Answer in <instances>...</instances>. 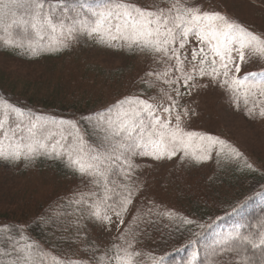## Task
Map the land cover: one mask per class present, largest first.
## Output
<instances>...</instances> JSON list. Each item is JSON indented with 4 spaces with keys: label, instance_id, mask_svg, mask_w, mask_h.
Returning <instances> with one entry per match:
<instances>
[{
    "label": "rangeland",
    "instance_id": "1",
    "mask_svg": "<svg viewBox=\"0 0 264 264\" xmlns=\"http://www.w3.org/2000/svg\"><path fill=\"white\" fill-rule=\"evenodd\" d=\"M72 1L76 2V8L83 18L86 9L80 8L79 0ZM130 2L147 10H152L154 5L161 8L169 7L168 0ZM184 2L199 7L201 11H219L250 31L264 35V0H184ZM76 15V11L67 10L64 14L65 22H71L67 16ZM0 38V45H8L4 41L11 39L10 35H3ZM49 39L56 47L55 54L58 57L31 61L19 59L13 51L11 56L0 52V90L8 94L12 100L31 103L32 96L34 107L39 111L43 107L57 108L66 101L73 104L71 111H78V108H85L86 105L87 108L105 106L113 100L130 96L139 90L138 83H132L134 81L117 80L122 76L116 72L122 70L126 71L127 77L133 74L140 81L152 80L150 94L143 99L156 97L155 101L149 102L160 103L163 100L164 106L169 105L170 102L163 99L160 89L171 90L163 80L156 79V74L162 73L166 67L172 71L175 60L166 64L149 52L121 46L122 41H112V46H109L107 43L99 42V37H89L84 33H76L74 38L66 40V46L56 43V35ZM193 47H197V42L190 38L182 50L188 55L189 60ZM262 70L264 60L254 58L242 65L239 75ZM149 73L152 75L149 76ZM197 83L208 84L209 81L207 77H197ZM181 91L186 94L180 99V105L172 114L173 123L175 113H183L187 108L189 115L183 117L182 123L185 131L224 138L231 148L239 155L242 154L264 175V118L248 114L252 100L246 105L241 97L237 103L230 98L224 87L215 83L209 87L193 88L190 94H187L186 88L181 87ZM196 143L199 144L198 141ZM212 148L213 146L206 153L195 149L197 156L207 157L200 160L192 155L185 157L182 151L171 158L166 155L160 159H155L151 155L134 156L133 168L136 169L134 174L128 172L127 177L135 178V184L127 209L120 216L116 213L107 214L110 221L96 218L81 224L76 230L75 237L86 238L91 242L97 252V264H116L113 259L116 246L135 252L137 255L134 257V264H152L168 249V245L157 242L153 233L145 226L146 217L156 214L151 212L152 209L158 208L165 218L171 214L185 213L184 208L190 206L191 202L187 196L196 190L202 191L199 194L202 204L207 203L208 208H216L220 203L223 209L234 205L244 193L239 192L243 177L227 169L219 170L222 166L211 158ZM192 163L197 167H192ZM216 172L221 179H230L222 181L217 189L219 196L215 200L205 199L204 191L207 192L209 189V177ZM122 174L125 177L123 172ZM115 183H119V180L117 179ZM27 188L31 189V200L28 201L22 197ZM82 193L80 184L69 179L60 180L52 170L17 172L15 169L0 165V210L5 207L13 208L16 205L15 201L22 199L31 202L32 219L34 205H50L59 196L81 198ZM9 201L13 202L14 206L6 204ZM218 258L210 264H243L232 256Z\"/></svg>",
    "mask_w": 264,
    "mask_h": 264
},
{
    "label": "snow or ice",
    "instance_id": "2",
    "mask_svg": "<svg viewBox=\"0 0 264 264\" xmlns=\"http://www.w3.org/2000/svg\"><path fill=\"white\" fill-rule=\"evenodd\" d=\"M168 2L167 8L154 5L152 10H147L130 0H79L80 8L86 9L81 18L76 4L69 0H0V26L6 15H16L14 9L24 10L26 18L22 17L15 23L26 29L30 28L29 35L34 33L35 39H29L27 43L28 49L33 52L45 36L56 35V43L66 46V40L74 38L76 33H84L89 37H99V42L109 46H112V41H122L121 46L149 52L166 64L175 60L172 71L166 67L162 73L156 74V79L163 80L171 90L160 89L163 99L170 102L169 105L164 106L163 100L160 103L149 102L155 101L156 97H126L119 101L114 106L115 112L103 121L105 139L108 142L103 150L87 147L77 126L71 122L69 126L75 135L69 132L65 136L62 132L60 138L50 144V138L56 133L48 122L36 121L30 122L27 138L20 137L16 140L13 133L14 139L9 141L7 148L4 140H0V159L19 161L23 158L31 162L39 155H55L57 158L63 156L66 157L68 166L75 171L92 176L97 184L103 181L107 192L111 190L107 187L111 183L110 177L121 171L120 162L126 163L124 175L127 178V170L134 167L131 159L136 155H151L160 159L165 155L171 158L182 151L185 157L192 155L200 160L207 157L197 156L196 147L206 153L215 144L224 145L225 142L218 138L185 131L182 123L183 117L189 115L187 108L183 113H175L173 123L172 114L186 94L181 91V87L188 89L187 94H190L193 88L218 84L237 103L242 97L248 105L251 98L252 106L248 108V114L264 118V99H259L264 98V70L239 75L243 64L254 58L264 60V35L250 31L219 11H201L199 7L190 6L184 0ZM57 9L61 10L59 16L55 14ZM69 9L77 12L76 16H67L72 22L70 25L65 23L64 16ZM0 30L7 31L3 28ZM190 38L197 42V47L191 49L189 60L182 50ZM4 42L15 45V40ZM15 46L23 47L24 44L21 41ZM148 75L151 76L152 73ZM197 77H207L209 83L198 84ZM151 83L149 81L150 85ZM2 107L0 103V108ZM3 128V121L0 120V130ZM69 136L72 137L70 143ZM232 151L239 155L234 149ZM130 203L129 190V195L123 198L116 215L120 216L121 211H125ZM103 204L104 200H100L93 205V215L100 220L110 221L106 210L102 214ZM242 240L253 248L264 246V236H261L258 243L247 236L242 237ZM33 248L32 244H26L19 260L22 264H45L49 254L38 248L34 251ZM135 255V252H129L127 248L116 246L113 259L116 264H134ZM51 259L52 264H82L54 256Z\"/></svg>",
    "mask_w": 264,
    "mask_h": 264
},
{
    "label": "trees",
    "instance_id": "3",
    "mask_svg": "<svg viewBox=\"0 0 264 264\" xmlns=\"http://www.w3.org/2000/svg\"><path fill=\"white\" fill-rule=\"evenodd\" d=\"M69 2L76 4L72 0ZM13 11L16 15H6L4 18L0 28L7 29V31L0 30V37L10 35L17 45L22 41L24 46L0 45V52L11 56V51H13L19 59H30L31 61L38 58L58 57L55 54L56 47L49 39L53 35L45 36L36 51L28 49V40L35 39V35L34 33L29 35L30 28L26 29L15 23L25 17L24 10L14 9ZM55 14L61 15V10L57 9ZM65 23L71 24L70 21ZM131 50L140 51L138 48ZM116 74L122 76L117 80L138 83V92L127 97L143 99L150 94L152 85L149 81L152 82L151 79L140 81L133 74L127 77L126 71L122 70L117 71ZM124 98L126 97H120L119 100H113L97 108H87L86 105L85 108H78V111L70 110L73 104L69 101L62 102V106L57 108L43 107L39 111L34 107L32 96L31 103H22L12 100L8 94L0 90V103L3 105L0 108V120L4 124L3 130H0V140H4L7 148L9 141L14 139L13 133H15L16 140L20 137L27 138L30 122L39 121L49 123V127L56 133L50 138L49 143H55L62 132L65 136L69 132L75 135L74 130L69 126L71 122L77 126L87 147L93 150H103L108 143L105 139L103 121L115 112L114 106ZM242 101L244 102L243 98ZM12 109L17 111H12ZM60 122H63L62 126ZM214 138L225 143L224 145H213L210 152L211 158L222 166L219 170L227 169L243 177L239 192L244 193L234 205L223 209L220 203L216 208H208L207 203L202 204L199 195L202 191L200 190L193 191L187 196L191 202L190 206L184 208L185 213H175L165 218L158 208L152 209L151 212L156 214L146 217L145 226L153 233L157 242L168 245L167 251L152 264H210L216 258L226 256H232L243 264L245 262L264 264V246L253 248L247 241L242 240V237L247 236L258 243L264 232V175L242 154L236 155L232 151L233 148L226 142L227 140L218 136ZM71 141L72 137L69 136L68 142ZM195 149L204 153L199 147ZM0 160L1 166L15 169L17 172L52 170L60 180L69 179L80 184L83 192V199L59 196L50 205H34L32 219L31 202L16 200L15 206L11 201L6 202L14 207H5L0 210V264H22L19 257L26 244H32L34 251L38 248L49 254L45 264H52L51 257L53 256L65 261L71 259L82 262V264H97V252L91 242L86 238H76L75 233L81 224L97 218L93 215L95 211L93 205L100 200H104L102 214L103 210H106L107 214L120 211L123 198L129 195V190L132 194L135 184V178H125L122 174L126 169V163L120 162L121 171L110 177L111 183H108L107 187L111 190L106 192L103 181L97 184L92 176L82 175L75 171L68 166L67 159L63 156L57 158L55 155H39L31 162L23 158L19 161ZM131 162L133 164V157ZM191 165L197 167L196 164ZM135 169L132 168L127 172L134 174ZM117 179L119 183H115ZM229 179H221L218 172L210 176L209 189L207 192L204 191V198L215 200L219 196L217 189L222 181ZM22 197L27 201L31 200V189L27 188L26 192L22 193ZM92 198L98 200H92Z\"/></svg>",
    "mask_w": 264,
    "mask_h": 264
}]
</instances>
